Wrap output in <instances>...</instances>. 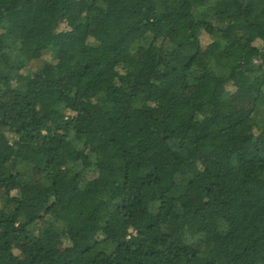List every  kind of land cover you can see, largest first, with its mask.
Listing matches in <instances>:
<instances>
[{"label": "trees", "instance_id": "obj_1", "mask_svg": "<svg viewBox=\"0 0 264 264\" xmlns=\"http://www.w3.org/2000/svg\"><path fill=\"white\" fill-rule=\"evenodd\" d=\"M0 264H264V0H0Z\"/></svg>", "mask_w": 264, "mask_h": 264}, {"label": "rangeland", "instance_id": "obj_2", "mask_svg": "<svg viewBox=\"0 0 264 264\" xmlns=\"http://www.w3.org/2000/svg\"><path fill=\"white\" fill-rule=\"evenodd\" d=\"M63 28H64V25H61V26H60V30H62ZM200 41H201L202 46L205 47V46L208 44V41H209V40H208V38L206 37V35L202 34V35L200 36ZM205 58H206V55H205V57L202 59L201 62H204V61H205ZM228 90L233 91V89H232L231 87L228 88ZM230 99H231V102H234L235 107H242L243 104H244V101L242 102V96H241V93H240V94H238V93L233 94V95L230 97ZM244 107H246V106H244ZM16 251H17V250H16ZM16 251H15V253L18 254Z\"/></svg>", "mask_w": 264, "mask_h": 264}]
</instances>
